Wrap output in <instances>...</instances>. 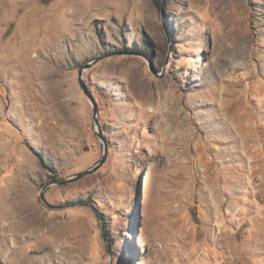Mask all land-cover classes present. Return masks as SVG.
I'll list each match as a JSON object with an SVG mask.
<instances>
[{"label": "rangeland", "instance_id": "rangeland-1", "mask_svg": "<svg viewBox=\"0 0 264 264\" xmlns=\"http://www.w3.org/2000/svg\"><path fill=\"white\" fill-rule=\"evenodd\" d=\"M0 264H264V0H0Z\"/></svg>", "mask_w": 264, "mask_h": 264}, {"label": "water", "instance_id": "water-1", "mask_svg": "<svg viewBox=\"0 0 264 264\" xmlns=\"http://www.w3.org/2000/svg\"><path fill=\"white\" fill-rule=\"evenodd\" d=\"M97 60L95 61H92L91 63H88L86 64L84 67L80 68L79 71H78V84H79V87L80 89L82 90L83 94L87 97V99L90 101L91 105H92V108H93V120H94V123L97 122V107H96V104L94 102V99L93 97L91 96L86 84L84 83L83 79H82V73H83V70L85 68H88L90 67L92 64L96 63ZM96 129H97V123H96ZM97 132V135L99 137V139L102 141L103 143V155H102V158L100 159V161L91 169L83 172V173H79L77 175H75V177L67 180V181H64L62 183H59V182H49L47 183L43 188H42V191L40 193V200L42 201L43 204H45L46 207L48 208H54L50 205H48L45 201V198H44V191L51 185H63L67 182H71L73 180H77V179H80L86 175H89L91 173H93L94 171H96L97 169H99V167L105 162L106 160V157H107V151H108V148H107V144H106V141L105 139L103 138L102 134L100 133V131H96Z\"/></svg>", "mask_w": 264, "mask_h": 264}, {"label": "bare ground", "instance_id": "bare-ground-1", "mask_svg": "<svg viewBox=\"0 0 264 264\" xmlns=\"http://www.w3.org/2000/svg\"><path fill=\"white\" fill-rule=\"evenodd\" d=\"M8 199H6V201L8 202V201H10L11 199H10V197H7ZM4 205H5V203H4ZM8 209V208H7ZM8 212V211H7Z\"/></svg>", "mask_w": 264, "mask_h": 264}]
</instances>
